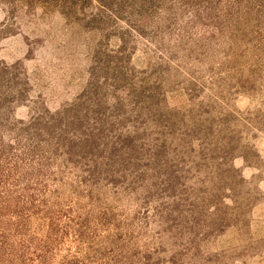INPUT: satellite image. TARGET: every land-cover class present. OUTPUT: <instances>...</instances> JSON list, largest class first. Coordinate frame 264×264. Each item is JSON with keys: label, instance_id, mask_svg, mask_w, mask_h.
<instances>
[{"label": "rangeland", "instance_id": "obj_1", "mask_svg": "<svg viewBox=\"0 0 264 264\" xmlns=\"http://www.w3.org/2000/svg\"><path fill=\"white\" fill-rule=\"evenodd\" d=\"M0 264H264V0H0Z\"/></svg>", "mask_w": 264, "mask_h": 264}]
</instances>
